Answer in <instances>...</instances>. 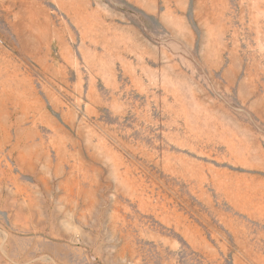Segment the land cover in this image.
<instances>
[{"label":"rangeland","instance_id":"374dc122","mask_svg":"<svg viewBox=\"0 0 264 264\" xmlns=\"http://www.w3.org/2000/svg\"><path fill=\"white\" fill-rule=\"evenodd\" d=\"M0 264H264V0H0Z\"/></svg>","mask_w":264,"mask_h":264}]
</instances>
